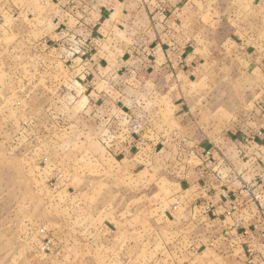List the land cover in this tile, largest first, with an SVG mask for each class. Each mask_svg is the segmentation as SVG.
<instances>
[{
    "label": "rangeland",
    "instance_id": "374dc122",
    "mask_svg": "<svg viewBox=\"0 0 264 264\" xmlns=\"http://www.w3.org/2000/svg\"><path fill=\"white\" fill-rule=\"evenodd\" d=\"M204 5L210 7L204 26L211 31L201 43L264 55V0ZM53 8L51 0H0V264H150L166 248H150L154 232L143 209L157 201L165 209L175 204L166 203L170 180L159 166L149 168L135 156L133 142L141 133L127 130L118 137L119 123L108 130L99 125L103 113L118 122L114 116L127 109L121 102L124 76L104 72L114 80L105 88L89 51L75 41H54L59 28ZM237 78L212 95L206 90L212 103H202L201 125L212 118L219 132L247 111L256 80ZM104 90L112 104L109 97L98 99ZM131 91L132 107L141 110V97L152 93L139 86ZM154 108L156 123H162L157 131L172 137L171 105L161 99Z\"/></svg>",
    "mask_w": 264,
    "mask_h": 264
},
{
    "label": "crops",
    "instance_id": "0c3cea01",
    "mask_svg": "<svg viewBox=\"0 0 264 264\" xmlns=\"http://www.w3.org/2000/svg\"><path fill=\"white\" fill-rule=\"evenodd\" d=\"M51 3L55 29L59 28L51 36L54 41L62 39L65 45L75 41L89 51L105 88L114 80L104 72L123 74L121 102L144 124L142 137L133 142L135 156L149 168L159 166V174L170 180L166 203L175 204L165 209L157 201L143 209L154 232L150 248L157 244L166 248V254L161 251L146 261L195 264L202 255L199 264H264V204L258 200L264 198V55L248 47L228 51L201 43L211 31L204 26L210 16L204 0ZM246 75L256 80L247 111L240 110L235 122L219 132H214L212 118L201 125L200 107L212 103L206 90L212 95L221 83L238 82L237 76ZM132 86L152 93L141 97V110L132 107ZM109 92L104 90L97 98L109 97L107 103L112 104ZM161 99L171 105L176 126L166 139L157 131L162 123L158 125V116L153 115L154 102ZM102 116L101 127L109 114ZM244 186L253 189L252 195L241 191ZM157 195L158 200L163 198ZM232 206L235 211L227 216ZM183 243L188 244L186 250Z\"/></svg>",
    "mask_w": 264,
    "mask_h": 264
},
{
    "label": "built area",
    "instance_id": "2783aa9c",
    "mask_svg": "<svg viewBox=\"0 0 264 264\" xmlns=\"http://www.w3.org/2000/svg\"><path fill=\"white\" fill-rule=\"evenodd\" d=\"M76 54H80V51L76 50ZM82 54L83 53H81V55ZM118 113H119L120 118H117V117H119L118 115L114 116V118H113L115 120L120 119L118 122L110 121L111 118L113 117L112 114H109V116L107 117V120H106V122H107L106 123L107 130L110 129V128H115V124H117V123H119V125H122V126H120L121 128L119 129V133H118L119 136L118 137L123 136V135H125V137H126L127 130H129L130 134H136V133L140 134L144 130V124L139 119V117L135 116L131 112H128L127 109L126 110L125 109L121 110ZM120 121H124L125 122L124 125H123V123L120 124ZM113 123H115V124H113ZM113 125H114V127H113ZM124 127H126V128H124ZM129 127L131 128V130H130ZM130 147H131L130 142H127V145H126L125 148L129 149ZM207 155H208V153H207ZM241 191L250 193V195H252L253 189L251 187H249V186L248 187L244 186V188H242ZM258 200L262 204H264V198H258ZM207 210L210 212L211 216L215 217L214 212L211 211L210 208H207ZM233 211H235V207L234 206H232L231 211L226 212V215L230 216ZM238 226H239V224L236 223L235 227H238Z\"/></svg>",
    "mask_w": 264,
    "mask_h": 264
}]
</instances>
